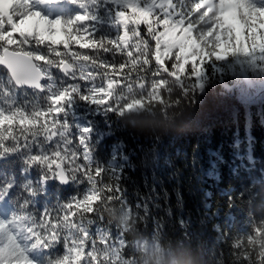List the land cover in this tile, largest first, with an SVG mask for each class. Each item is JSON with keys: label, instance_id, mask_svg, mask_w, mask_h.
Returning <instances> with one entry per match:
<instances>
[{"label": "trees", "instance_id": "trees-1", "mask_svg": "<svg viewBox=\"0 0 264 264\" xmlns=\"http://www.w3.org/2000/svg\"><path fill=\"white\" fill-rule=\"evenodd\" d=\"M192 2L186 0L189 7ZM61 5L56 16L84 11L96 15L91 27L98 38L115 39L122 30L115 23V12L118 7L123 10L122 4L87 0L81 8L64 0ZM227 62L228 72L221 74L209 60L194 86L191 80L178 84V76L161 81L162 94L154 95L143 84L122 88L119 95L128 104L119 101L114 112L79 99L72 103L92 129L93 163L111 170L123 190V200L104 199L98 204L97 214L104 220L93 217L95 225L89 231L97 239L99 226L113 240L122 234L125 246H118L117 252L125 264L143 263L146 255L138 251L136 242L150 240L154 234L164 252L163 264H250L240 257L243 251L235 253L233 244L238 238L255 236V227L264 228V69H254L234 56ZM145 71L135 61L129 65V72L137 76ZM7 73L0 67V107L5 110L12 105L26 110L46 107L42 101L50 94L47 86L52 83L58 91L65 83L53 70L52 82L47 78L45 91L38 93L17 89ZM157 95H162L159 101ZM138 98L146 103L129 110ZM69 121L74 126L71 116ZM31 155V151H16L0 158V220L6 223L14 214L43 216L45 210L56 211L87 188L82 179L71 178L67 187H61L57 177L27 162ZM112 159L117 166H111ZM23 171L31 175L22 176ZM9 184L12 187L6 188ZM25 201L27 209L22 207ZM123 212L128 217L121 226ZM34 243L25 241L35 264H55L66 254L65 239L47 248L32 247ZM261 250L257 242L255 251Z\"/></svg>", "mask_w": 264, "mask_h": 264}, {"label": "snow or ice", "instance_id": "snow-or-ice-1", "mask_svg": "<svg viewBox=\"0 0 264 264\" xmlns=\"http://www.w3.org/2000/svg\"><path fill=\"white\" fill-rule=\"evenodd\" d=\"M37 2L64 0H0V64L10 70L17 88L43 92L42 81L53 70L65 83L58 91L52 83L47 86L50 94L42 101L46 107H0V158L31 151L30 165L41 166L60 181L82 179L87 189L43 216L25 212L7 223L0 220V264H34L25 241L47 248L61 239L66 240V254L55 264H113L103 251L109 240L94 237L89 226L95 225L93 217L104 220L97 214L98 204L123 200V190L111 170L93 163L92 129L69 124L70 105L79 99L113 111L121 100L128 104L120 89L143 84L154 95L162 94L159 83L177 76L178 84L191 80L194 86L209 60L237 56L254 69H264V0H194L190 7L186 0H109L123 5L115 12V23L122 29L115 39L97 37L91 27L97 16L90 11L53 18L37 10ZM68 2L84 8L87 0ZM133 61L146 70L141 76L129 72ZM161 98L157 95L156 101ZM145 103L138 98L129 110ZM22 207L27 209L29 203ZM253 231L255 236L238 238L233 248L237 255L243 251L240 257L250 264H264V250L255 251L257 242L264 249V228ZM119 244L123 248L125 241Z\"/></svg>", "mask_w": 264, "mask_h": 264}, {"label": "rangeland", "instance_id": "rangeland-1", "mask_svg": "<svg viewBox=\"0 0 264 264\" xmlns=\"http://www.w3.org/2000/svg\"><path fill=\"white\" fill-rule=\"evenodd\" d=\"M50 4H54L55 7H53V8H55L56 10H59L60 9L59 7H61L59 3H50ZM34 7L37 10L42 11L45 15L52 16L53 18L56 17V14L54 12L55 9L49 10L47 7V3L37 2L34 4ZM234 57L236 59H239V60L243 59V58L237 57V56H234ZM227 58L228 57H226L222 60H213V64H214L213 66H215L219 70V72H221V74L222 73L227 74V72H228L229 66H228ZM226 87L229 88L228 85H226ZM77 122H78L79 126H81V128L88 127V125L85 122H82V120L79 118L77 119ZM110 164H111V166L115 167V166H117L118 161L116 159H112ZM127 217H128V215L126 212L122 214L121 226L124 225V223H125L124 220ZM98 235H99V237L101 235H105V237L109 240L108 247L105 248L103 251L106 254H110V258H112L113 262H119L120 264H125V262L120 260V258L118 257V252L116 249L117 248L116 246L117 245L119 246V241L122 240L121 234L117 235L116 240L111 239V237H109L107 235V231H105V230H103V231L98 230ZM136 246H137V249L139 252H144V254L146 255L142 264H163L164 252L162 251L155 234L150 240L141 241V242L137 243ZM134 264H137V263H134ZM172 264H174V263L172 262Z\"/></svg>", "mask_w": 264, "mask_h": 264}, {"label": "water", "instance_id": "water-1", "mask_svg": "<svg viewBox=\"0 0 264 264\" xmlns=\"http://www.w3.org/2000/svg\"><path fill=\"white\" fill-rule=\"evenodd\" d=\"M0 67L3 68L4 70H6V71L8 72L7 74L10 75V70H9L5 65L0 64ZM10 77H11V79H12V81H13V78H12L11 75H10ZM44 79H45V78H44ZM43 81H44V80H43ZM43 81H42V83H43ZM13 83H14V81H13ZM14 85H15V83H14ZM15 86H16V85H15ZM18 89L35 90V91H37V92H39V93H42V91H39V90H37V89H35V88H18ZM57 178H58V177H57ZM58 183L61 185V187H67V186L70 184V179H67L66 181H60L59 178H58Z\"/></svg>", "mask_w": 264, "mask_h": 264}, {"label": "bare ground", "instance_id": "bare-ground-1", "mask_svg": "<svg viewBox=\"0 0 264 264\" xmlns=\"http://www.w3.org/2000/svg\"><path fill=\"white\" fill-rule=\"evenodd\" d=\"M257 79V78H256ZM79 117H76V123L78 124V122H77V119H78ZM80 119V118H79ZM82 122H83V120H82ZM78 126H79V124H78ZM89 127V126H88ZM79 128H81V126H79ZM82 129V128H81ZM43 182V181H42ZM125 202V201H124ZM11 206V205H10ZM124 208V207H123Z\"/></svg>", "mask_w": 264, "mask_h": 264}]
</instances>
